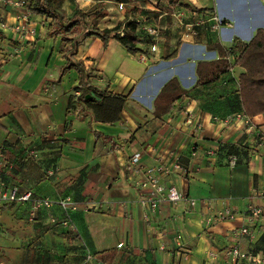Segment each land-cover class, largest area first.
<instances>
[{
  "label": "crops",
  "instance_id": "crops-1",
  "mask_svg": "<svg viewBox=\"0 0 264 264\" xmlns=\"http://www.w3.org/2000/svg\"><path fill=\"white\" fill-rule=\"evenodd\" d=\"M185 3L188 8L164 1L153 9L140 0H66L65 6L72 4L64 6L69 16L102 9L106 17L98 31L124 26L135 16L160 32L153 41L132 25L135 34L128 35L136 41V55L113 36L79 40L72 63L84 65L95 88L126 98L121 121L111 125L97 122L80 100L77 71L63 73L61 38L49 37V21L32 14L36 35L16 32L20 10L0 7V191L17 189L19 196L32 191L52 201L71 196L80 207L73 213L41 209L31 220V203L2 202V264H234L227 255L234 243L258 260L238 264H264V233L253 243L234 235L249 225L251 207H264V159L253 156L244 119L232 118L238 113L249 118L238 98L244 70L236 67L219 81L198 86L222 53L239 51L248 39L222 10L219 15L231 25L215 30L211 22L190 29L216 9L214 0ZM110 4L114 11L104 7ZM184 8L181 25L174 13ZM171 81L175 94L164 90ZM226 118L232 119L224 123ZM249 119L264 135V114ZM209 150L215 155L208 156ZM136 152L142 153L144 170L178 157L188 174L163 177L161 184L176 186L187 200L176 205L164 200L155 212L143 207L145 193L130 165ZM231 154L239 160L234 168ZM224 203L235 217L214 220ZM68 219L71 224L63 226Z\"/></svg>",
  "mask_w": 264,
  "mask_h": 264
},
{
  "label": "trees",
  "instance_id": "trees-1",
  "mask_svg": "<svg viewBox=\"0 0 264 264\" xmlns=\"http://www.w3.org/2000/svg\"><path fill=\"white\" fill-rule=\"evenodd\" d=\"M98 1L104 3L116 0ZM140 1L146 2L147 0ZM65 2L66 0H30L26 7L32 14L43 16L49 21L48 34L51 39L61 38L60 52L67 61V67L64 68L63 73L71 69L77 71L79 74L77 90L81 92L80 100L88 106L94 119L102 124H116L121 121V115L127 102L126 98L107 91L103 92L91 85L89 82L91 75L87 73L82 63H72V57L81 38H101L106 41L113 36L132 55L138 52L136 41L131 36L126 38L118 36L117 33L121 30L122 24L111 30L98 31L96 28L106 17L102 9L88 13L77 10L73 16H69L64 8ZM174 6L189 7L185 0H169V7ZM237 52L239 56L236 57L234 63H231L230 57L236 55ZM219 53L221 54L220 51ZM236 67L244 70L239 76L238 89L239 105L242 111L249 118L264 114V29L257 30L252 40L239 51L231 50L222 53L221 59L212 64L211 75L204 80H199L198 86L215 83ZM164 90L175 94L174 82L171 81ZM87 96L92 97L87 99Z\"/></svg>",
  "mask_w": 264,
  "mask_h": 264
},
{
  "label": "built area",
  "instance_id": "built-area-1",
  "mask_svg": "<svg viewBox=\"0 0 264 264\" xmlns=\"http://www.w3.org/2000/svg\"><path fill=\"white\" fill-rule=\"evenodd\" d=\"M30 0H0V7H13L20 10V13L16 16V23L12 27V29L16 32L27 33L28 35L35 36L36 30L33 27L31 17L32 13L27 9L26 5ZM84 2L91 3L94 0H83ZM169 0H147L146 5L150 8H158V6L164 2ZM126 4H119L120 11H124L126 9ZM186 15L185 8L174 13V16L178 19V23L182 25L183 19ZM213 22V28L215 30L222 29L226 24V20L218 17L216 14H205L200 16L196 21L190 23L188 27L195 28L199 26H203ZM134 25V32L138 33L140 31H144L146 35L153 41H157L160 39L161 35L157 28L151 27L147 25L146 18H137L135 16H130L124 26H122L121 30L117 33L119 37L126 38L130 35L128 33H134L131 29V26ZM3 28L7 26L5 24L2 25ZM134 33V34H135ZM153 52H157V46L152 47ZM237 120H243L247 127V132L250 136L253 137V146L251 147V151L253 156L263 157L264 159V135L259 132L257 127L252 123V121L247 118L245 115L238 113L234 117ZM232 118L223 119L224 123H228ZM215 121H220V118L214 117ZM222 120V119H221ZM189 124L193 123V119L189 118ZM203 127L202 123L197 124V129L201 130ZM215 150H209L207 152L208 156H214ZM142 153L136 152L130 161V165L132 168L133 174L138 177L137 186L141 191L145 193V196L142 198V206L150 209L152 212H155L160 203L162 201H168L169 203L176 205L179 202L187 200V197L179 191L176 186L165 187L161 184V178L170 177L174 174H182L187 175L189 169L181 162V160L176 157L170 163H161L160 165L148 168L144 170L141 166ZM230 167L234 168L238 164V156L236 154H232L229 156ZM2 202H21V203H31L32 211L30 215V219L34 220L36 213L41 209H53L55 207L61 209L64 212L73 213L77 212L80 207L76 204L74 199L71 196L63 197L57 201H52L46 198H38L34 195L32 191H28L23 193L22 195H18L17 189H13L10 192L0 191V204ZM191 206H196V202L194 200H190ZM223 205L221 211H218L213 219L216 221H226L233 219L235 214L229 208L226 203ZM88 211V209L86 210ZM246 217L248 219V226H243L234 231V235L237 238H247L250 242H254L257 240V237L262 232L264 233V207H251L247 213ZM147 220L148 217L146 216ZM51 223L56 225L58 224V220L53 218L51 219ZM61 224L63 226H69L71 224V220L62 221ZM178 240L181 241V236L178 237ZM120 248V247H119ZM164 250V247H162ZM227 255L231 257L234 264H238L239 261H249L253 263H257L258 260L254 257V255L250 252H243L238 243H234L228 250ZM0 264H2L0 262Z\"/></svg>",
  "mask_w": 264,
  "mask_h": 264
},
{
  "label": "rangeland",
  "instance_id": "rangeland-1",
  "mask_svg": "<svg viewBox=\"0 0 264 264\" xmlns=\"http://www.w3.org/2000/svg\"><path fill=\"white\" fill-rule=\"evenodd\" d=\"M188 1V0H185ZM206 1H202L201 6L205 4ZM72 4L66 5V8L71 7ZM112 9L114 11L116 9L115 5H104V7ZM214 8L216 9V15H219V12H222L226 15H229L232 19L238 21V32L245 36V39H248V43L250 41L249 38L253 37L254 34L259 29H264V0H214ZM114 9V10H113ZM114 13L112 15H116ZM117 20V19H116ZM116 20L109 19V23H114ZM227 23H229L226 20ZM231 25V23H229ZM236 32L232 31V34ZM0 244L6 240V237L0 233ZM264 255V253H263Z\"/></svg>",
  "mask_w": 264,
  "mask_h": 264
},
{
  "label": "water",
  "instance_id": "water-1",
  "mask_svg": "<svg viewBox=\"0 0 264 264\" xmlns=\"http://www.w3.org/2000/svg\"><path fill=\"white\" fill-rule=\"evenodd\" d=\"M92 96H87V99H90Z\"/></svg>",
  "mask_w": 264,
  "mask_h": 264
}]
</instances>
